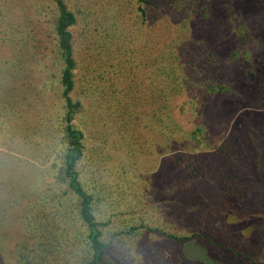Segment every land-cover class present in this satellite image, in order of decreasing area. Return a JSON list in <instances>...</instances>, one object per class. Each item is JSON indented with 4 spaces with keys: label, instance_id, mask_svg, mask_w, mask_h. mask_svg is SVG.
Returning a JSON list of instances; mask_svg holds the SVG:
<instances>
[{
    "label": "trees",
    "instance_id": "trees-1",
    "mask_svg": "<svg viewBox=\"0 0 264 264\" xmlns=\"http://www.w3.org/2000/svg\"><path fill=\"white\" fill-rule=\"evenodd\" d=\"M22 1L26 5L12 9L10 0H0L1 36L24 46L22 59L15 62L22 74L17 85L23 86L13 91V97L20 104H12L9 112H37L35 121H27L36 124L39 135L30 134L27 139L11 135L8 144L24 149L30 163L37 153H45V168L37 178L39 192L31 194L40 199L26 202L21 215L27 236L16 246L15 264H191L193 258L183 249L190 243L204 247L215 264H264V198L256 205L247 203L245 190L237 185L241 177L233 169L232 180L217 181L215 187L199 181V158L213 149L205 146L201 154L197 146H191L192 159L186 153L176 159L187 178L174 177L163 185L164 197L149 203L157 215L153 222L145 220L147 204L140 205L139 196L132 194L135 178L128 183L126 178L121 180L135 170H119L118 175L102 172L105 164L93 149L98 142L111 146L109 139L119 140L124 130L140 140V121L148 116L157 135L178 136L187 139L188 145L197 137L199 127L179 131L175 123L169 126L165 121V113L171 107L170 97L181 95L191 83L190 77L177 71L176 48L199 0ZM131 6L135 21L128 24L124 11ZM150 17L153 24L147 21ZM148 25L151 46L148 52L140 46L145 55L137 62L139 47H133L130 40L138 33L129 38L128 30ZM85 26V32L79 30ZM239 32L234 54L244 52L249 40L245 30ZM125 76L130 77L127 86ZM213 84L204 83L202 92L225 89L222 84L214 89ZM143 97L146 106L136 102ZM200 97L193 91L187 98L196 101ZM172 126L175 132L167 135ZM99 135L107 136L96 141ZM129 152L131 164L144 166L141 159L148 162L136 148ZM169 152L160 154L170 157ZM256 157L254 168L264 182L259 152ZM157 167L145 171L150 179ZM250 178L255 181L251 172ZM250 186L248 192L257 193L256 184ZM144 233L168 240V246L136 244Z\"/></svg>",
    "mask_w": 264,
    "mask_h": 264
},
{
    "label": "rangeland",
    "instance_id": "rangeland-1",
    "mask_svg": "<svg viewBox=\"0 0 264 264\" xmlns=\"http://www.w3.org/2000/svg\"><path fill=\"white\" fill-rule=\"evenodd\" d=\"M10 1L12 9H16V5L18 7L20 4L26 5L22 0ZM132 8V6L127 7L124 11L128 24L135 21ZM195 9L197 10L190 14L186 21L182 37L177 40L178 57L175 61L177 71L184 77H190L191 83L183 90L184 94L170 97L171 107L165 113V121L169 126L175 123L173 126H177L179 131H190L194 127H199L197 137L188 145L187 139L178 136L157 135L154 131L156 128L154 121L148 116L140 121L141 135H138L140 140L130 137V130H124V135L122 134L119 140L115 136L109 139V144L117 150L103 144L100 150V157L105 164L102 172L111 171L118 175L116 171L119 170L121 172L124 169L135 170L132 171L134 173H126L121 180L126 178L128 183L135 178L132 194L139 196L140 205L147 204L144 215H147L145 220L148 219L149 222L157 218V215L149 209V203L164 197L163 193L161 194L163 185L176 180L174 177L187 178V171L176 159L181 158L180 155L185 153L192 159L191 153L188 152L191 146H197L201 154L202 149H213L209 154L205 151V155H202L203 159L199 158L198 166L202 168L199 181L203 180L215 187L217 181L224 183L227 180L231 181L233 176L231 169H233L241 177L240 184L237 185L245 190L243 192L247 203L256 205L264 198V182L253 164L258 152L264 163V0H199ZM147 21L153 24L155 20L150 17ZM239 29L246 31L249 40L244 52L234 54L240 34ZM79 30L85 32L86 26ZM128 32L129 38L133 33H138V36H133L130 43L133 47H139V54L135 51L134 56L138 54L137 62H140L145 55L142 49L146 48L148 52L151 46L148 35L149 25L143 29L141 26V30L132 28ZM94 38L99 40L97 36ZM23 50L22 42L14 43L9 37L4 38L0 34V264H15L16 246L27 236L21 215L26 212L28 206L26 202L35 203L40 199L31 194L39 192L37 178L45 168L43 164L45 153L41 156L36 152L38 157L35 160L30 159L31 164L26 157L29 154L24 149H15L8 144L11 135L20 139H27L31 135L36 138L39 135L36 124L30 125L27 121L29 118H34L35 121L37 112H32L30 109H27L23 115L17 113L13 115L9 112L12 104L16 106L20 104L15 96L13 97V94H16L13 91L16 88L21 90L23 86L22 83L17 85L22 74L15 66V62L22 59ZM25 67L24 63L23 68ZM137 78L139 81L138 76ZM124 79L127 86L130 77L125 76ZM131 79L133 80L132 76ZM203 82L214 83L213 88L222 84L225 89L221 92H202ZM193 91L201 96L196 100L197 102L188 101L187 97ZM32 96L36 103L37 92L35 91ZM137 101L139 105L141 103L147 105L144 97L138 98ZM84 103L87 105L86 101ZM50 112L51 108L48 114ZM173 126L171 130H167V135L175 132ZM131 128L132 126L128 127ZM101 136L106 139L105 135ZM126 142L133 144L128 147L122 146ZM16 145L15 143L14 146ZM205 146L207 148H204ZM130 148L134 150L136 148L137 151L145 154L142 157L147 158L148 162L141 159L140 163L144 166L131 164ZM93 149L98 151L96 146ZM168 151L170 157L160 154ZM146 152L151 154L146 157ZM5 153L7 155H4ZM10 153L21 154L23 157L11 156ZM152 165L158 167L156 172H151L153 175L150 179V175L147 176L148 173L145 171H148ZM236 165L238 167H235ZM250 172L255 181L250 182ZM165 175L167 178L164 181ZM144 183H147L148 187ZM253 184H256L255 192L258 194L248 192L252 187L250 185ZM167 242L168 240L150 233H144L136 240V244L140 246L155 244L165 247L168 246ZM183 249L193 258L191 264H215L214 260H209L207 250L198 244H185Z\"/></svg>",
    "mask_w": 264,
    "mask_h": 264
},
{
    "label": "crops",
    "instance_id": "crops-1",
    "mask_svg": "<svg viewBox=\"0 0 264 264\" xmlns=\"http://www.w3.org/2000/svg\"><path fill=\"white\" fill-rule=\"evenodd\" d=\"M105 136H107V135H105ZM101 138H102V136L99 135L95 140H96V141H100V140H98V139H101ZM95 146H96V148L98 149V151H99V153H100V150H101V148H102V143H101V142H98V143L95 144ZM90 149H91V148H90Z\"/></svg>",
    "mask_w": 264,
    "mask_h": 264
}]
</instances>
